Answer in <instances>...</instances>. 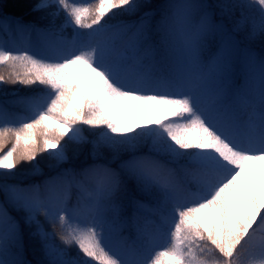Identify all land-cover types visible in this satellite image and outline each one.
I'll return each mask as SVG.
<instances>
[{
  "label": "snow or ice",
  "instance_id": "1",
  "mask_svg": "<svg viewBox=\"0 0 264 264\" xmlns=\"http://www.w3.org/2000/svg\"><path fill=\"white\" fill-rule=\"evenodd\" d=\"M0 31V264H264V0H0Z\"/></svg>",
  "mask_w": 264,
  "mask_h": 264
},
{
  "label": "trees",
  "instance_id": "2",
  "mask_svg": "<svg viewBox=\"0 0 264 264\" xmlns=\"http://www.w3.org/2000/svg\"><path fill=\"white\" fill-rule=\"evenodd\" d=\"M76 1H81V0H76ZM5 2L6 3H9V4H14V3H24V4H28V3H32V2H34V0H5ZM87 2L88 3H91L92 2V0H87ZM9 12H15V13H17V14H21V15H23V17L25 18V20H28V19H31L32 17H30L29 15H28V12H27V9H14V8H9ZM71 31H72V29L71 28H67V29H65V33L67 34V35H69V37H70V35H71ZM0 34H2V31H0ZM86 82V81H85ZM0 87H2V88H4V89H6V90H8L9 92H11L14 88H19L20 90H21V94H23L25 91H27L26 89H24L22 86H20V85H15V86H12V85H4V86H0ZM11 97H9V99H10ZM0 99H3V97L2 96H0ZM90 131H93L92 129H87V128H85V134H87L88 132H90ZM98 131V130H97ZM11 147V142H8V144H6V146H5V151L4 152H6L7 150H8V148H10ZM0 154H2V153H0ZM44 156H46V154H44ZM38 159H43V157H38ZM30 167V165H28V164H22L21 165V168L22 169H27V168H29ZM42 168H43V171L45 172V173H47L48 171H50L48 168H47V166L46 165H42ZM28 179H31V180H33V181H36V182H40L42 179H43V177L42 176H29L28 177ZM27 182V181H26ZM73 202H74V200H73ZM31 258V257H30Z\"/></svg>",
  "mask_w": 264,
  "mask_h": 264
}]
</instances>
